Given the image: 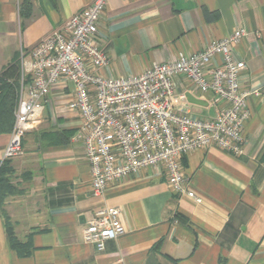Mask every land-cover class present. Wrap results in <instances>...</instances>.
<instances>
[{
  "label": "crops",
  "instance_id": "1",
  "mask_svg": "<svg viewBox=\"0 0 264 264\" xmlns=\"http://www.w3.org/2000/svg\"><path fill=\"white\" fill-rule=\"evenodd\" d=\"M92 1L0 0V77L19 82L21 52ZM236 28L247 31L233 47L245 63L239 84L257 94L247 99L242 155L211 145L180 158L188 186L202 201L175 192L150 168L111 182L94 196L78 134L80 117L67 108L73 85L59 81L22 138L26 158L36 165L25 191L34 195L33 202L22 217L33 227L27 239L31 251L19 256L11 249L0 210V264H264V0H106L98 42L108 64L99 72L138 74L173 60L179 51H199ZM175 82L176 108L213 116L210 94L192 89L182 77ZM182 92L206 101L200 106L210 114L194 112L187 97L178 98ZM5 97L11 119L0 122V162L15 108L14 97ZM102 206L119 207L125 232L97 250L82 233Z\"/></svg>",
  "mask_w": 264,
  "mask_h": 264
},
{
  "label": "built area",
  "instance_id": "2",
  "mask_svg": "<svg viewBox=\"0 0 264 264\" xmlns=\"http://www.w3.org/2000/svg\"><path fill=\"white\" fill-rule=\"evenodd\" d=\"M105 4L106 0H93L21 52V85L3 159L22 153V138L40 119L52 88L69 81L73 95L67 108L80 117L78 134L94 196L103 194L109 183L150 168L164 175L172 190L201 202L202 196L188 186L180 158L211 145L235 156L243 154L242 127L250 115L247 99L257 91L240 86L245 63L233 47L247 31L236 28L199 51H179L173 60L153 63L138 74L106 77L99 71L108 58L98 42ZM178 77L211 95L212 117L175 107ZM124 232L119 207L102 206L82 234L85 242L102 250L106 240Z\"/></svg>",
  "mask_w": 264,
  "mask_h": 264
},
{
  "label": "rangeland",
  "instance_id": "3",
  "mask_svg": "<svg viewBox=\"0 0 264 264\" xmlns=\"http://www.w3.org/2000/svg\"><path fill=\"white\" fill-rule=\"evenodd\" d=\"M19 84L21 85V79L19 80ZM19 87L20 86H18L16 90L17 99ZM183 102L184 104L189 103L186 100ZM189 106L198 114H201V109L204 111V115L210 114L207 106L201 107L200 105L192 103H189ZM21 145L22 153L6 158V177L12 190L10 194H2L3 197L0 203V210L3 221L11 237L18 241L25 242L31 235L33 227L28 224L27 220L22 219V217L23 213L27 211V208L32 205V198L34 196L29 195L25 191L29 189V182L33 177L32 169L36 165L31 163V158H26L24 145Z\"/></svg>",
  "mask_w": 264,
  "mask_h": 264
},
{
  "label": "trees",
  "instance_id": "4",
  "mask_svg": "<svg viewBox=\"0 0 264 264\" xmlns=\"http://www.w3.org/2000/svg\"><path fill=\"white\" fill-rule=\"evenodd\" d=\"M19 86L18 81H6L3 77H0V122L5 118V116H8L9 119H11L10 114H6V97L5 96H12L14 97L13 104L11 105L12 107H15L16 104V90ZM9 104V102H8ZM10 105V104H9ZM14 122V115L12 117V123H11V128L13 126ZM6 158H4L0 162V203L2 201V194H10L12 188L10 183L8 182V179L6 177ZM5 225V230L7 233V238L9 245L11 249H13L19 256H26L30 253L31 251V245L30 241L27 240L25 242L18 241L16 239H13L10 235V232H8L7 226Z\"/></svg>",
  "mask_w": 264,
  "mask_h": 264
},
{
  "label": "water",
  "instance_id": "5",
  "mask_svg": "<svg viewBox=\"0 0 264 264\" xmlns=\"http://www.w3.org/2000/svg\"><path fill=\"white\" fill-rule=\"evenodd\" d=\"M186 97H187L188 101L191 102V103H193V104H197V105H207V102H206V101L194 97V96H193L191 93H189V92L186 93Z\"/></svg>",
  "mask_w": 264,
  "mask_h": 264
}]
</instances>
